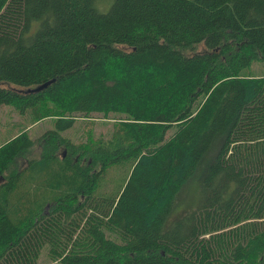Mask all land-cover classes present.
<instances>
[{
    "label": "trees",
    "instance_id": "obj_1",
    "mask_svg": "<svg viewBox=\"0 0 264 264\" xmlns=\"http://www.w3.org/2000/svg\"><path fill=\"white\" fill-rule=\"evenodd\" d=\"M255 62L264 0H0V106L53 117L0 144V264H264ZM106 112L81 162L63 134Z\"/></svg>",
    "mask_w": 264,
    "mask_h": 264
},
{
    "label": "rangeland",
    "instance_id": "obj_2",
    "mask_svg": "<svg viewBox=\"0 0 264 264\" xmlns=\"http://www.w3.org/2000/svg\"><path fill=\"white\" fill-rule=\"evenodd\" d=\"M199 50H201L199 48ZM198 50V51H199ZM242 77H264V65L260 62H255L251 66H248L241 72ZM43 112L51 111L53 113L54 107L51 104L45 103V106L42 107ZM15 106L6 105L0 106V144L6 142L10 138H13L17 135H20L22 132H27L31 141H34V144L38 142V138L46 133L47 130L52 128L53 117L43 118L38 122L33 121L26 113L20 114ZM122 115L114 114H97L91 115L89 118H77L73 123L71 131L65 132L63 137L68 138L71 144L75 145L74 151L75 154L80 155V160L83 162L85 160L84 153L88 146L94 141L103 138L107 140L110 138V135L113 132L114 125L118 124V121L123 120ZM37 148V144L34 149ZM37 150V149H36ZM34 150L32 156L31 153H23L15 161V166L13 170H9V173L13 174L16 171H21L22 167L26 166L29 160L36 159L37 151ZM62 154H65L64 149H60ZM12 169V167H11ZM18 169V170H17ZM184 199V198H183ZM194 199L187 198V206L191 208L192 201ZM176 215V214H173ZM47 250L43 248L38 255V262L40 264H49V261L46 257Z\"/></svg>",
    "mask_w": 264,
    "mask_h": 264
},
{
    "label": "water",
    "instance_id": "obj_3",
    "mask_svg": "<svg viewBox=\"0 0 264 264\" xmlns=\"http://www.w3.org/2000/svg\"><path fill=\"white\" fill-rule=\"evenodd\" d=\"M41 88H44V86H43V87H40V89H41ZM36 90H38V89H35L34 91H36Z\"/></svg>",
    "mask_w": 264,
    "mask_h": 264
}]
</instances>
